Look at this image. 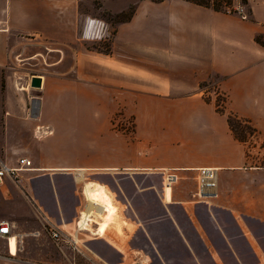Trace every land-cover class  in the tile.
<instances>
[{
	"label": "crops",
	"instance_id": "crops-1",
	"mask_svg": "<svg viewBox=\"0 0 264 264\" xmlns=\"http://www.w3.org/2000/svg\"><path fill=\"white\" fill-rule=\"evenodd\" d=\"M257 3L264 0H250L247 18L190 0H140L110 31L71 0H0V159L13 168L21 159L32 164L20 186L0 185L26 198L12 208L23 232L0 236V264H65L61 254L50 263L44 248L50 226L64 238L54 240L59 249L83 231L90 247L76 253L88 260L91 243L102 241L120 264H172L174 253L189 264H264V47L255 42L264 9ZM110 8L119 14L126 4ZM102 39L108 51L94 47ZM214 77L224 112L204 96ZM229 114L253 127L251 147L235 137ZM205 168L217 170V197L208 203L195 197ZM167 173L177 182L164 190ZM101 176L130 183L134 199L117 188L124 201L114 205ZM87 191L105 192L113 204L118 220L113 215L103 233L108 212L92 206ZM138 237L143 246L133 247Z\"/></svg>",
	"mask_w": 264,
	"mask_h": 264
},
{
	"label": "rangeland",
	"instance_id": "rangeland-1",
	"mask_svg": "<svg viewBox=\"0 0 264 264\" xmlns=\"http://www.w3.org/2000/svg\"><path fill=\"white\" fill-rule=\"evenodd\" d=\"M74 1L76 4H78V8L81 11L82 14L90 15L95 18H97L100 22L103 24L108 25V28L110 31L116 26L117 23L126 21L130 15L133 13L135 6L138 1L140 0H71ZM197 1H206V0H197ZM211 4L214 3V0H210ZM217 1V0H215ZM126 4V10L119 14H113V12L109 9L114 4ZM228 5L226 3L223 4L224 9H226L227 13H238L245 15L247 18H250V0H228ZM256 8L258 10H263L264 5H260L259 3L256 4ZM256 37H259L261 42L264 44V34L256 35ZM109 46L108 41H99L98 43L94 44V47L99 50L107 51ZM91 47V46H90ZM220 78L214 77L211 80V84H207L204 87H206L204 96L207 100H214L216 104H219L224 106L223 100L225 97L223 94L220 93V90L218 89ZM203 87V88H204ZM205 89V88H204ZM209 93L213 94V96L208 95ZM226 100V99H225ZM244 122V121H243ZM238 124L235 122V129L237 135H239L241 138H246V141L253 140L257 135L255 134V131H253V127L250 126L252 129L248 127L245 123ZM250 125V124H249ZM254 137V138H253ZM249 142V141H248ZM252 142H249V147H251ZM261 149L263 148L264 153V142L261 144ZM12 157H18L19 154L25 153V150H15L14 152H11ZM264 166V162L263 165ZM103 183L107 186V189L109 190V195L113 200V204L118 206L121 201H124V196L119 194L117 191V188H123L125 189V198L126 200L132 197V189L130 186V183L128 182H122V187L117 183V181H114L112 177L110 176H101L99 177ZM65 187V186H64ZM121 191V190H120ZM23 193L21 190L17 189L15 186H11L8 184L6 187H0V223L1 222H8L12 228V236L16 237L17 235L21 234L24 230L23 225V219L19 216H16L12 211V208H18L22 205L23 201L26 200L25 196L22 195ZM132 199H134L132 197ZM117 200V202H116ZM178 214H181L179 208L173 209ZM103 214V213H102ZM92 219L97 224L101 221V216H99V213L96 211H93L92 213ZM116 216V215H115ZM114 216V219L112 222L117 221L118 218ZM106 218V217H105ZM104 218V220H105ZM88 229L90 231H93L96 224L89 223ZM26 229L29 232L35 231L34 228L29 227L26 225ZM75 232V231H74ZM88 233V232H87ZM67 234V233H66ZM78 234V241H73L75 238L69 237L67 235V239L64 241V248L59 249L56 246V243L49 235L46 239H44V248L47 251V253L52 256L53 258L50 259V263H54L55 258L57 255L61 254L63 257V263L65 264H120V260L117 256V254L112 251L111 248H109L106 244H104L102 241H95L94 243H91V250L93 253V260H88L85 257H83L81 254L76 253L79 250L88 251V246H85V243H83L85 239L84 236H82L83 231H80ZM75 236V234L73 233ZM166 235V234H165ZM169 236V234H167ZM167 237V236H166ZM64 238H62L63 240ZM143 241L141 237H138V241H135V243H131L133 247L136 246H143ZM167 249H169L170 253H173L172 251L176 250L178 251V247L173 245V249H170L169 245L164 246ZM93 249V250H92ZM175 252V251H174ZM64 253H66L64 255ZM75 253V254H74ZM89 253V252H88ZM16 254V253H15ZM175 255V261L171 262L172 264H189L186 260L183 254L178 255V253H174ZM92 258V257H91ZM179 258V259H178ZM147 261L142 260H135L133 263L130 264H146ZM150 264H161L158 261L153 260Z\"/></svg>",
	"mask_w": 264,
	"mask_h": 264
},
{
	"label": "built area",
	"instance_id": "built-area-1",
	"mask_svg": "<svg viewBox=\"0 0 264 264\" xmlns=\"http://www.w3.org/2000/svg\"><path fill=\"white\" fill-rule=\"evenodd\" d=\"M38 132H41L40 127L37 128ZM48 130L44 134H49ZM32 167L31 162L28 159H21L18 162V167L13 168L8 166L3 160L0 159V185L4 183L6 179L12 181L17 187L21 185V173L30 170ZM177 182V176L173 173H167L164 177L163 187L164 190L170 189L173 184ZM217 170L215 169H200L198 171L197 180V192L195 197L200 202L208 203L210 200L217 197ZM89 223V222H88ZM49 233L53 240L61 241L63 236L59 229L52 226L49 227ZM82 229L80 223L78 226ZM12 228L8 222L0 223V236L9 237L11 235Z\"/></svg>",
	"mask_w": 264,
	"mask_h": 264
},
{
	"label": "trees",
	"instance_id": "trees-1",
	"mask_svg": "<svg viewBox=\"0 0 264 264\" xmlns=\"http://www.w3.org/2000/svg\"><path fill=\"white\" fill-rule=\"evenodd\" d=\"M190 1H192V2H194V3H196V4H198V5H201V6H204V7L210 8V9H213L214 11H217V12H223V13H227V12H228V11H227L226 9H224V7H223V4H224V3H226L227 5L229 4V3H228V0H217V1L214 0V3H212V4H211V1H210V0H206V1L190 0ZM131 16H132V14L130 15V17H129L127 20H129V19L131 18ZM127 20H126V21H127ZM255 42H256L258 45L264 47V44L261 42V40H260L259 37H256V38H255ZM107 51H108V50H107ZM223 102H225V99L223 100ZM216 106H217V109H218L220 112H224V109H223L224 106H223V104H222V106L219 105V104H216ZM235 122L238 123V124H241V123L243 122V120H240V119H238L237 117H235L234 115L229 114V115H228V123H229V126H230V128H231L233 134L235 135V137H236L239 141L246 142V138H244V137L241 138L239 135H237V133H236V129H235ZM243 123L247 124L248 127H249L250 129H252L247 121H246V122L244 121ZM253 131H255V130H253Z\"/></svg>",
	"mask_w": 264,
	"mask_h": 264
},
{
	"label": "bare ground",
	"instance_id": "bare-ground-1",
	"mask_svg": "<svg viewBox=\"0 0 264 264\" xmlns=\"http://www.w3.org/2000/svg\"><path fill=\"white\" fill-rule=\"evenodd\" d=\"M87 198L92 203V206H102L104 210L108 212L105 220L100 224L99 233H103L107 225L111 222L114 215V207L109 199V196L105 192H90L87 191ZM115 216V215H114ZM114 218V217H113ZM84 221H87L86 219Z\"/></svg>",
	"mask_w": 264,
	"mask_h": 264
},
{
	"label": "water",
	"instance_id": "water-1",
	"mask_svg": "<svg viewBox=\"0 0 264 264\" xmlns=\"http://www.w3.org/2000/svg\"><path fill=\"white\" fill-rule=\"evenodd\" d=\"M41 87V80L39 78H33L31 81V88L39 89Z\"/></svg>",
	"mask_w": 264,
	"mask_h": 264
}]
</instances>
